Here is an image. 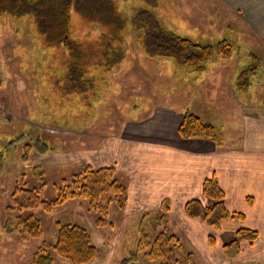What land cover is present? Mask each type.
<instances>
[{
	"label": "rangeland",
	"instance_id": "obj_1",
	"mask_svg": "<svg viewBox=\"0 0 264 264\" xmlns=\"http://www.w3.org/2000/svg\"><path fill=\"white\" fill-rule=\"evenodd\" d=\"M186 2L117 0L119 10L128 15L124 57L112 69L111 79H96L95 89L85 92L64 86L63 64L48 68V60H53L47 57L51 51L33 40L28 23L15 26L7 15L0 17V264H29L40 246H47L54 264H70L50 248L56 239V222L77 224L87 230L97 253L84 264H159L158 259L145 255L147 249L137 253L136 261L125 259L136 250L142 232L151 242L163 226L182 245L174 252L177 258L174 264H264V229L250 228L257 231V238L238 239L239 251L230 258L223 243L236 237V230L245 226L221 222L216 228L202 219L211 227L204 248L188 242L179 227L178 232L171 229V208L163 213L162 202L153 211L136 210V213L124 210L126 201L122 210L112 202L105 217L107 225L99 227L95 223L98 215L89 210L88 201L75 198L50 211L38 208L19 213L22 217L32 214L40 220L43 231L40 237L24 240L17 230L4 227L10 195L16 185L36 188L44 200L54 199L55 187L61 186L62 180L70 181L88 162H102L105 153L99 145L105 136L119 133L130 117L148 115L153 103L185 108L189 104L203 108L207 102L220 103L224 116H219L217 109L219 115L213 119L230 125L226 134L234 141L243 129L244 118L262 112L264 41L244 34L235 21L226 19L220 23V18L214 15L212 25L204 26L189 14ZM195 5L198 7V1ZM136 8L151 11L161 26L195 42L214 45L226 39L236 49L228 59L216 55L201 72H186L171 57L145 54L136 41L138 33L131 30L130 21ZM249 52L259 57L260 70L244 78L249 84L239 88L237 96L231 82L241 68L253 62ZM93 149L95 153H88ZM115 172V177L124 184L120 171ZM244 218L236 215L226 220L237 222ZM211 238L213 245L209 242ZM188 253L191 261H187Z\"/></svg>",
	"mask_w": 264,
	"mask_h": 264
},
{
	"label": "trees",
	"instance_id": "obj_2",
	"mask_svg": "<svg viewBox=\"0 0 264 264\" xmlns=\"http://www.w3.org/2000/svg\"><path fill=\"white\" fill-rule=\"evenodd\" d=\"M3 15H7L15 26L26 23L31 26L33 40L40 43L39 47L51 51L47 57L53 60H48V68L63 64L64 86L71 90H94L96 79H111L112 69L124 57L128 15L119 10L117 0H0V17ZM132 18L131 30L138 33L136 41L145 54L150 57H171L186 72H201L216 55L228 59L236 49L226 39L213 45L181 36L161 26L147 9L136 8ZM248 56L253 62L238 73L237 90L247 87L249 83H245L244 78L249 73L260 70L259 57L252 52ZM178 134L185 139H209L219 146L224 141L223 134L213 123L204 121L190 110L183 111ZM115 171L114 166L93 167L87 164L80 172L73 174L70 181L62 180L61 186L55 187L56 196L52 200L42 199L34 187L16 185L10 195L4 227L17 230L24 240L40 237L43 232L40 220L32 214L22 217L19 213L38 208L50 211L75 198L88 201L89 210L98 215L95 220L97 226L107 225L110 204L115 202L122 210L126 201V187L115 177ZM201 193L202 199L185 202L184 213L187 216L201 217L216 228L229 217L237 215L239 219L244 218L241 212H231L226 208L225 193L214 173L202 181ZM168 207V201L163 200L162 212H167ZM55 227L56 239L50 248L57 256L70 264H84L95 258L96 247L86 229L77 224L61 222H56ZM163 227L151 242L142 232L136 250L125 260L136 261L137 253L147 249L144 253L149 259H158L159 264H174L177 261L174 252L180 250L182 245L173 233ZM235 235L223 243L224 252L230 258L239 251L238 239L253 241L257 238V231L241 227ZM209 242L211 245L214 243L212 238ZM190 255L188 253L187 261H191ZM53 261L47 246H40L34 251L29 264H54Z\"/></svg>",
	"mask_w": 264,
	"mask_h": 264
},
{
	"label": "crops",
	"instance_id": "obj_3",
	"mask_svg": "<svg viewBox=\"0 0 264 264\" xmlns=\"http://www.w3.org/2000/svg\"><path fill=\"white\" fill-rule=\"evenodd\" d=\"M185 5L204 26L212 25L214 15L220 23L235 21L244 34L264 41V0H188ZM231 84L238 96L236 77ZM215 104L207 102L203 108L189 104L185 108L153 103L148 115L130 117L119 133L103 138L99 145L105 153L102 162H88L120 171L126 187L125 211L150 212L167 200L171 229L175 232L179 227L188 242L204 248L211 227L202 218L186 216L184 204L202 199V181L212 173L225 193L226 208L245 217L243 221L229 219L222 223L264 229V106L261 113L244 118L243 129L234 141L226 134L230 125L213 119L219 115L217 109L219 116H224L220 103ZM185 109L213 123L224 135L223 144L180 137L178 125ZM89 151L95 153L94 149Z\"/></svg>",
	"mask_w": 264,
	"mask_h": 264
}]
</instances>
